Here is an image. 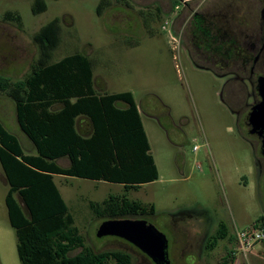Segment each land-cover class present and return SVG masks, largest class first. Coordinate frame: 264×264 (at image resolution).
I'll list each match as a JSON object with an SVG mask.
<instances>
[{"label": "rangeland", "instance_id": "374dc122", "mask_svg": "<svg viewBox=\"0 0 264 264\" xmlns=\"http://www.w3.org/2000/svg\"><path fill=\"white\" fill-rule=\"evenodd\" d=\"M33 1L0 0V76L15 82L27 74L37 57L32 36L56 19L60 43L51 61L83 54L93 76L103 81L98 90L133 95L158 172L156 181L133 187L54 178L85 246L95 252L125 250L133 264H152L123 240L96 237V226L124 209L136 215L121 219L145 220L165 235L171 264H264V241L233 263L229 239L218 241L211 252L201 250L197 241L204 225L211 234L224 223L231 239L235 230L264 219V161L256 139L245 138L246 111L234 93L238 100L244 96L238 86L233 89L232 74L203 67L191 53L189 34H198L203 22L195 19L186 31L194 13L210 14L224 2L241 6L242 0L193 2L177 11L174 0H106L101 15L96 12L101 0H42L46 10L37 15L31 12ZM255 11L253 0H247V15ZM8 12L20 17V27L1 23ZM171 35L179 40L174 52ZM0 123L18 139L24 154L35 155L5 95H0ZM58 164L64 167L67 160ZM7 190L0 167V264H20L4 205Z\"/></svg>", "mask_w": 264, "mask_h": 264}, {"label": "trees", "instance_id": "16d2710c", "mask_svg": "<svg viewBox=\"0 0 264 264\" xmlns=\"http://www.w3.org/2000/svg\"><path fill=\"white\" fill-rule=\"evenodd\" d=\"M106 5L101 0L98 15ZM45 10L42 0L33 1V15ZM4 18L20 27L17 14L8 12ZM58 33L56 19L40 27L32 36L37 57L27 74L15 82L0 76V95L13 102L16 124L35 151L24 154L18 139L0 123V167L8 188L4 205L15 233L17 258L20 264H133L125 250L95 252L85 246L53 176L132 187L156 181L158 172L140 114L130 92L98 90L85 55L51 61L60 43ZM191 53L199 63V53L195 49ZM203 67L219 73L215 66ZM63 158L68 167L57 164ZM127 212L110 213L107 219L136 215ZM258 223L264 224V219ZM226 233L221 223L217 237L206 241L205 251H213Z\"/></svg>", "mask_w": 264, "mask_h": 264}, {"label": "flooded vegetation", "instance_id": "af4514ba", "mask_svg": "<svg viewBox=\"0 0 264 264\" xmlns=\"http://www.w3.org/2000/svg\"><path fill=\"white\" fill-rule=\"evenodd\" d=\"M241 2V6L236 4L234 6L231 2L221 3L212 12H209L210 14L194 13L192 19L187 23L186 31L188 32L193 28L191 24L195 19H200L203 22L202 30L195 34L196 36L189 34L192 47L199 52V62L202 61L207 65L215 66L220 75L232 74L234 76L233 89L235 90V86H238L239 92L244 96L243 100H238L237 92L234 93L238 103L246 111L244 118L245 138L248 134L256 139L259 145L260 160L264 161L262 137L257 133H251L252 128L248 121L251 109L260 101L257 92V79L264 77V0H253L256 11L252 17L247 15V0ZM242 6L245 11L244 14L239 13ZM1 23H7L5 18ZM208 51H211V55L208 54ZM248 100H250L249 103ZM262 161L260 162L263 163ZM221 223L216 225L211 234H207L208 226L202 227L197 240L201 244V250L205 249L206 241L209 238L216 236ZM222 224L227 231V226ZM226 239H229L232 245L229 252H233L235 248L234 237L232 236L230 239L227 232L223 240Z\"/></svg>", "mask_w": 264, "mask_h": 264}, {"label": "water", "instance_id": "95a60500", "mask_svg": "<svg viewBox=\"0 0 264 264\" xmlns=\"http://www.w3.org/2000/svg\"><path fill=\"white\" fill-rule=\"evenodd\" d=\"M257 92L260 101L251 109L248 121L252 128L251 133H257L262 137V147H264V77L257 79ZM95 234L98 238L113 237L127 242L146 256L152 264H171L165 235L145 220H105L96 226Z\"/></svg>", "mask_w": 264, "mask_h": 264}, {"label": "built area", "instance_id": "2783aa9c", "mask_svg": "<svg viewBox=\"0 0 264 264\" xmlns=\"http://www.w3.org/2000/svg\"><path fill=\"white\" fill-rule=\"evenodd\" d=\"M202 1L204 0H177V5L174 6V10H179L180 8L185 7L193 2ZM166 25H168L167 21L162 26L163 30L166 28ZM178 42L179 40L177 39V37H173L172 35L170 36L169 43L173 52L178 50ZM193 149L196 150L197 147L195 146ZM233 237L235 248L231 256L235 258V261L240 257L246 258L251 253L252 248L255 244L264 241V224L258 223L251 228L235 230Z\"/></svg>", "mask_w": 264, "mask_h": 264}, {"label": "crops", "instance_id": "0c3cea01", "mask_svg": "<svg viewBox=\"0 0 264 264\" xmlns=\"http://www.w3.org/2000/svg\"><path fill=\"white\" fill-rule=\"evenodd\" d=\"M97 81H98V82H97V85H99V83H103L102 80H99V79H98ZM136 106H137V105H136ZM137 109H138V107H137ZM138 113H139V109H138ZM139 114H140V113H139ZM140 118H141V117H140ZM143 129H144V128H143ZM144 132H145V131H144ZM145 135H146V134H145ZM146 138H147V137H146ZM60 160H62V159L57 160V164L59 163ZM58 165H59V164H58ZM59 166H60V165H59ZM61 167H62V166H61ZM65 167H68V161H67V165H65L63 168H65ZM55 177L61 179L62 176H56V175H55V176H53V180H54ZM63 178H65V177H63ZM145 185H146V184H145ZM58 191H59V190H58Z\"/></svg>", "mask_w": 264, "mask_h": 264}]
</instances>
